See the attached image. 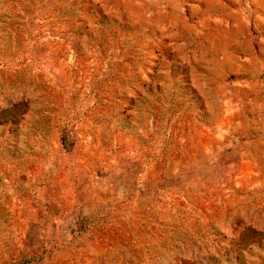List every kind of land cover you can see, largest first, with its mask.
<instances>
[{
    "label": "rangeland",
    "instance_id": "1",
    "mask_svg": "<svg viewBox=\"0 0 264 264\" xmlns=\"http://www.w3.org/2000/svg\"><path fill=\"white\" fill-rule=\"evenodd\" d=\"M0 264H264V0H0Z\"/></svg>",
    "mask_w": 264,
    "mask_h": 264
}]
</instances>
